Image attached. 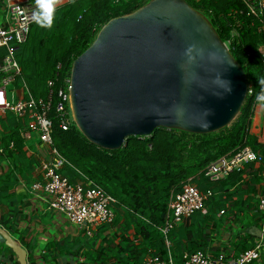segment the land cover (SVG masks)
I'll list each match as a JSON object with an SVG mask.
<instances>
[{"label": "trees", "instance_id": "obj_1", "mask_svg": "<svg viewBox=\"0 0 264 264\" xmlns=\"http://www.w3.org/2000/svg\"><path fill=\"white\" fill-rule=\"evenodd\" d=\"M148 1L71 0L56 8L51 30L32 23L26 41L16 51L21 77L32 95L44 97L48 80L55 81L54 89L63 86L70 77L73 61L93 42L104 24L114 17L135 11ZM186 2L208 19L246 74L248 93L245 101L232 122L216 132L192 134L158 127L149 136L127 138L124 146L111 151L86 140L74 122L67 130H62L54 118L53 145L66 161L61 174L71 184L90 181L116 201L113 221L100 225L94 236L89 237L87 246L77 245V249L67 250L73 257L71 264H139L148 253L165 257L167 250L161 228L170 196L197 177L204 181L200 186L203 189L198 187L201 190L211 188L213 196L206 202L204 213H193L180 223L182 228L178 224L169 231V250L175 263L182 264L184 252L209 251V245L220 239L223 224L232 213L235 214L234 220L240 221L238 227L242 230V233L236 231L231 235L233 256L254 245L256 237L249 230L251 227L260 228L264 218L258 210L257 198V194L260 196L264 192V146L249 135V128L255 96L260 91L257 78L264 77L260 52L264 33L257 32V24L251 26L252 20L245 15L241 0ZM57 65H60L59 69ZM20 128V122L14 129L4 128L0 137V160L5 162L4 167L0 166V203L8 208L1 221L9 229H12L9 223L15 211L12 202L14 189L22 180L29 191L34 180L32 171L37 165V159L26 157L23 151ZM244 146L251 147L260 155V166L246 165L242 171L210 184L203 174L204 169ZM215 186H218L219 193L214 192ZM236 194L247 197L232 200ZM225 204L230 207L218 215ZM198 214H201L199 218ZM226 230L230 232L232 228ZM172 242L177 252L171 250ZM84 247H88L87 253L82 251ZM219 251L214 249L212 252L216 254ZM79 257L84 258L79 261ZM30 264L34 262L30 261Z\"/></svg>", "mask_w": 264, "mask_h": 264}, {"label": "water", "instance_id": "obj_2", "mask_svg": "<svg viewBox=\"0 0 264 264\" xmlns=\"http://www.w3.org/2000/svg\"><path fill=\"white\" fill-rule=\"evenodd\" d=\"M218 74L231 81V94L223 93ZM69 81L76 127L110 151L158 127L192 134L221 130L248 93L243 69L186 0H150L110 19L73 61ZM249 233L258 237L260 231ZM0 244L18 264H28L25 249L1 227Z\"/></svg>", "mask_w": 264, "mask_h": 264}, {"label": "built area", "instance_id": "obj_3", "mask_svg": "<svg viewBox=\"0 0 264 264\" xmlns=\"http://www.w3.org/2000/svg\"><path fill=\"white\" fill-rule=\"evenodd\" d=\"M241 1L245 15L252 20L251 26L257 24V32L264 33V0ZM34 7L35 4L28 1H0V49L5 51V55L0 57V114L10 113L18 119H23L20 122V137L24 142L36 139L46 147V157L39 154L36 156L37 165L32 171L34 180L29 191L43 194L50 210L62 214L70 224L84 231L86 236L92 237L100 225L113 221L115 216L113 205L116 201L90 181L71 184L60 172L66 161L53 145V120L54 118L57 120L62 130H67L71 122H74L69 78L57 89H54L55 81L48 80L47 93L39 98L32 95L25 83L20 88L10 92L8 90V86L21 76L16 51L26 41L30 25L33 23L31 15ZM260 52L264 63V42ZM57 68L59 69L60 65H57ZM9 147L12 148V143ZM261 163L260 155L251 147L244 146L209 164L203 174L210 184H216L231 173L242 171L246 165L253 164L257 168ZM212 196L211 188L201 190L192 182L183 184L178 192L172 193L165 222L161 228L167 254L161 257L148 253L139 264H176L169 250L170 242L167 239L169 231L193 213H204L207 208L206 202ZM258 201V210L264 215V192ZM227 207L228 204H225L218 215L224 214ZM259 231L253 247L236 256H233V249L229 245L216 254L200 250L184 252L182 264H249L258 261L261 257L259 251L264 246V218L260 222Z\"/></svg>", "mask_w": 264, "mask_h": 264}, {"label": "crops", "instance_id": "obj_4", "mask_svg": "<svg viewBox=\"0 0 264 264\" xmlns=\"http://www.w3.org/2000/svg\"><path fill=\"white\" fill-rule=\"evenodd\" d=\"M18 1L34 3V0ZM70 1L71 0H63L59 6ZM1 133H3V131L0 130V137ZM249 135H251L257 143L264 146V107H261L257 103H255L253 107ZM32 145L33 143L31 142H24L23 151L26 157L32 156L36 158L38 154ZM27 149L29 150L27 151ZM4 164L5 162L0 160V166L4 167ZM200 186L201 185H199V187ZM14 192L12 202L15 211L9 223L12 225V229L7 228L1 221V216L8 210L7 206L1 203L0 227L25 249L27 252L28 264H30V261L34 262V264L73 263V257L68 255L67 250L70 248L77 249V240L83 235L80 229L70 224L62 214L50 210L44 199V195L28 191L27 185H25L22 180L14 189ZM239 197L245 199L247 195L236 194L233 196L232 200L238 199ZM257 198L259 199V194H257ZM228 207H230L229 204ZM234 217V213L228 215L227 220L223 224V230H221L220 233L221 237L218 241H214L209 245V253L213 254L212 251L214 249L229 247L232 239L231 235L236 234V231L242 233V230L238 227L240 221L234 220ZM231 228L232 231L230 232L226 230ZM129 232L132 233L131 231ZM78 260L81 261V257H79ZM2 262H4V264H18L16 256L11 250L0 244V264Z\"/></svg>", "mask_w": 264, "mask_h": 264}, {"label": "clouds", "instance_id": "obj_5", "mask_svg": "<svg viewBox=\"0 0 264 264\" xmlns=\"http://www.w3.org/2000/svg\"><path fill=\"white\" fill-rule=\"evenodd\" d=\"M62 2L63 0H34L35 7L31 15L32 22L39 28L51 30L54 25L56 8ZM212 55L214 56V54ZM230 66L234 67L235 65L232 64ZM216 80L219 82L223 93L231 94L232 85L230 80L222 78V74H218ZM257 82L260 86V91L256 94L255 100L257 104L264 107V77H258ZM217 95L219 98H223L222 94L217 93Z\"/></svg>", "mask_w": 264, "mask_h": 264}, {"label": "rangeland", "instance_id": "obj_6", "mask_svg": "<svg viewBox=\"0 0 264 264\" xmlns=\"http://www.w3.org/2000/svg\"><path fill=\"white\" fill-rule=\"evenodd\" d=\"M3 55H5V51L4 50H2V49H0V57L1 56H3ZM23 83H25L26 85H27V83L23 80V78L21 77V76H19L18 78H17V80H16V82L15 83H13V84H10L9 86H8V90H9V92L10 91H12V90H14L15 88H20L22 85H23ZM28 86V85H27ZM29 88V87H28ZM23 121V119H18L16 116H14V115H12V114H10V113H5V114H2V115H0V130L2 131L4 128H6L7 130L8 129H10V128H16V125L17 124H19V122H22ZM31 143H33V147H34V149H35V151H36V153L37 154H39L40 156H43V157H46L47 156V150H46V147L44 146V145H42V144H40L39 143V141L38 140H32V141H30ZM200 177H197V178H195L194 180H192V183H195L197 186H199L198 184H202L204 181L203 180H200L199 179ZM82 181V180H81ZM206 184H208L207 182H205ZM216 188H214V192H216V193H219V192H217V190H218V186H215ZM219 191V190H218ZM229 207H227V209H228ZM210 215H211V213H210ZM197 216V218H199L200 216H201V214H198V215H196ZM221 219H219V221H220ZM182 224H180V227L182 228ZM251 230H252V232L253 233H256V230H259L260 228H254V227H252V228H250ZM170 239V241H171V237L169 238ZM88 242H90V238L88 237V236H85V235H82L81 237H79L78 238V240H77V245H79V246H83V245H86L87 246V243ZM172 244V247H171V250H173V251H175V252H177V250H175V244H174V242H172L171 243ZM82 251H86V253L88 252V247H87V249H86V247H84V249L82 250ZM203 251H205L206 252V249L205 250H203ZM209 252V251H208ZM260 252V259L258 260V261H254L253 263H255V264H262V262H264V251H263V248L259 251ZM172 253V252H171ZM233 254H234V251H233ZM240 254V253H239ZM236 255H238V254H236ZM235 255V256H236ZM84 257H86L87 258V255H85ZM83 257V258H84ZM82 258V257H81ZM83 258H82V260H83Z\"/></svg>", "mask_w": 264, "mask_h": 264}]
</instances>
